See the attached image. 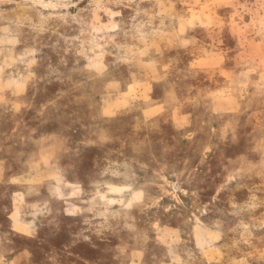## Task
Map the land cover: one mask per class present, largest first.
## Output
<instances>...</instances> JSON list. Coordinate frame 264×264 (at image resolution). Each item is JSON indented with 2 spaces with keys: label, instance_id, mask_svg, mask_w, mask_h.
I'll return each mask as SVG.
<instances>
[{
  "label": "rangeland",
  "instance_id": "1",
  "mask_svg": "<svg viewBox=\"0 0 264 264\" xmlns=\"http://www.w3.org/2000/svg\"><path fill=\"white\" fill-rule=\"evenodd\" d=\"M0 159V264H264V0H0Z\"/></svg>",
  "mask_w": 264,
  "mask_h": 264
},
{
  "label": "crops",
  "instance_id": "2",
  "mask_svg": "<svg viewBox=\"0 0 264 264\" xmlns=\"http://www.w3.org/2000/svg\"><path fill=\"white\" fill-rule=\"evenodd\" d=\"M161 106H149L146 108V112L150 113L151 115H157L161 112ZM190 116V113L183 112L182 110L175 111L174 112V117L176 119L184 120L187 119ZM6 173V164L4 160L0 159V181L5 177Z\"/></svg>",
  "mask_w": 264,
  "mask_h": 264
}]
</instances>
